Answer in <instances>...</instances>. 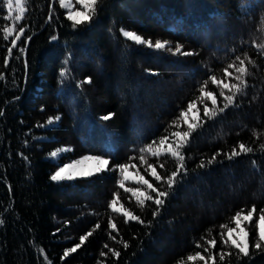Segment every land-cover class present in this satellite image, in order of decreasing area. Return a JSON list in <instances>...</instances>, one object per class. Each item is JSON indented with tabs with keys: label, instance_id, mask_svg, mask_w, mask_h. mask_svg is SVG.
I'll return each instance as SVG.
<instances>
[{
	"label": "trees",
	"instance_id": "1",
	"mask_svg": "<svg viewBox=\"0 0 264 264\" xmlns=\"http://www.w3.org/2000/svg\"><path fill=\"white\" fill-rule=\"evenodd\" d=\"M50 4L51 0H26V17L19 25L26 27L25 38L8 57L7 66L10 43L0 39L4 74L0 79V264H46L45 255L51 264H178L181 260L204 264L199 259L187 261V255L196 251L215 256L216 264H264V250L254 248L256 220L264 209V151L259 147L264 144V55L253 46V42L264 44V0H103L95 19L78 28L72 27L58 0L51 11ZM5 26L12 27L13 22L0 19V30ZM121 28L153 42L180 44L183 51L194 54L173 56L132 45L120 34ZM237 55H247L256 64L248 65L246 94L215 119L204 118L203 126L192 134L182 150L187 175L170 190L155 219L156 206L149 202L148 207L138 208L130 194L118 188L116 172L65 183L51 181L58 166L80 156L106 155L111 164L129 163V157H138L140 147L174 131H187L186 126L170 125L174 120L183 124L177 117L193 100L203 118L199 87L211 75L236 82L226 79L223 70ZM64 68L70 73L67 77L60 75ZM85 77L92 82L79 86ZM205 90L216 93L223 105L219 89L209 82ZM204 103L212 107L210 101ZM110 112L114 116L103 120ZM56 116L61 119L41 127ZM241 142L253 153L228 160L225 153L234 146L239 150ZM61 147L71 151L52 159L50 152ZM218 150L221 154L213 164L198 167ZM130 163L156 187L169 191L138 159ZM148 163L157 166L162 176L176 170L170 157H148ZM159 163L165 168L160 169ZM126 186L137 185L126 182ZM116 192L144 224H125L110 212L108 203ZM253 205L257 209L253 221L241 223L249 232L250 255L243 257L230 244L222 248L221 232L226 229L220 226L235 227V213L244 209L243 216ZM110 215L119 229L112 232L116 241L109 238ZM89 231L93 235L81 248L62 260L64 251ZM213 238L215 248L205 244V239ZM121 240L128 243L127 249ZM197 242L208 251L197 248ZM105 244L120 251V257L111 253L101 257V251H108ZM221 251L231 253L223 262Z\"/></svg>",
	"mask_w": 264,
	"mask_h": 264
},
{
	"label": "snow or ice",
	"instance_id": "2",
	"mask_svg": "<svg viewBox=\"0 0 264 264\" xmlns=\"http://www.w3.org/2000/svg\"><path fill=\"white\" fill-rule=\"evenodd\" d=\"M102 2L103 0H75V4L79 5L83 10H80V8L72 10V0H59V5L62 8L68 9L66 12L67 19L72 22L73 28H78L90 24L95 19L98 8ZM249 6L250 5H243L245 8ZM0 12L6 13V15L0 16V19L13 22L12 27L5 26L2 30H0V39L10 43V46H7L6 48L8 56H6L4 60V64L7 66L9 63L8 57H10L13 53V50L19 46L18 42L24 40L25 38L26 27H21L19 25L23 23L26 17V0H0ZM120 34L125 38L126 42H131V44L135 46H146L155 51H165L173 56L179 55L186 57L194 54L192 52L183 51L182 45L180 44H177L175 47H173L167 40L157 39L155 42H153L151 39H146L135 31L121 28ZM30 38L31 37H27V39ZM52 39L55 40L56 37H52ZM253 46L258 53L264 55V44H257L253 42ZM19 50L21 52L24 51L23 48H20ZM249 64L253 67L256 66L255 61L252 60L251 57L245 55L244 58H241V56L237 55L235 57V61L229 64L223 70L224 77L226 79L229 81L234 80L236 82H225V80L218 79L215 75H211L209 80L205 81L204 84L199 87L200 97L197 99H199L203 104V118L199 115V109L197 107L196 100H193L188 103L187 109H182L180 111L179 116L177 117V119L183 120V124H177L174 120L170 125V127L176 128L186 126L188 129L187 131H174L170 133V135H163L158 141L154 140L151 143L136 150L139 153L138 157H129L130 162L134 159H138L141 166L146 165L145 171L150 170L149 175L156 182L166 184L169 191L161 190L160 188L156 187L155 184L149 179H146L145 175L140 174L139 168L136 164L130 162L111 164L110 158L106 155L88 154L68 163H64L63 165L58 166L51 174V181L56 183H65L75 181L78 178H92L105 172H116L118 173V188L122 189L124 193L130 194L129 200L131 201L134 199L138 208L143 209L148 207L149 202L156 206L152 213L153 218L155 219L158 216L160 209L164 206L166 198L171 194L170 190L181 180L182 175H187V169L185 166L186 157L182 153V150L190 143L192 134L203 126V123L205 122L204 118L207 120L215 119L230 107H235L237 98L240 95L246 94V89L249 86L246 79V77L250 74L248 67ZM229 68L233 69V71H229ZM60 75L61 77H67L70 75V73L67 68H64L62 69ZM3 78L4 74L0 73V79ZM91 82V77H85L79 86H82L83 84H90ZM209 82L211 85H214L217 89H219V97L223 100L222 106H220L218 103V97L216 93L205 90ZM225 90H227L228 94H226ZM205 100L210 101L212 107H209L206 103H204ZM194 109L196 110L195 112ZM190 114H192L191 118ZM113 116L114 113L110 112L103 116L102 119L108 121ZM60 119V116L49 118L46 125H41V127L53 125ZM254 134L259 135L258 133ZM170 137L173 138L171 139V142ZM259 147L262 151H264V144H261ZM238 149L239 150H237V146H234L230 153H225L226 158L228 160H232L233 158L239 157L242 154L253 153L254 151L252 147L247 146L242 142L238 144ZM69 151H71L70 148L61 147L50 152L49 155L52 159H57L61 156V154ZM220 154L221 152L218 150L217 153L207 160V163H205L204 160H201L198 167L206 168L208 165L213 164ZM148 157H153L157 160H159L161 157H170L176 162V170L172 171L170 175L162 176L157 171V166L148 163ZM253 167L255 168V161H253ZM159 168L164 169L165 164L159 163ZM130 169H136V171H130ZM126 182H132L137 186L127 187ZM108 209L112 214L122 217L125 224L133 221L141 224L145 223V221L139 215H136L134 211L125 207L124 203L121 202L119 192L113 193V198L108 203ZM244 211V209H241L240 211H237L232 217L235 227H228L227 224H222L220 226L221 229H226V232H221L220 244L222 248L230 244L233 248L238 250L240 255L243 257H248L250 255L249 232L241 226V223L242 220L251 223L254 219V213L257 212V209L255 205H253L251 209L242 216ZM259 213V218L256 220L258 238L254 244V248L258 251H261L264 250V209H260ZM0 223H3V221H0ZM147 223L151 224L152 222L148 221ZM100 227L101 225L99 223L95 225L96 229H99ZM108 228L111 230L109 231V238L113 241H116L117 237L116 235H113L112 232H118L119 229L116 221L111 215L108 218ZM237 229H239V231H237ZM92 235L93 231H89L84 235H81L79 237V243H76L73 247L66 249L61 259L63 260L71 253H75ZM119 243H121L125 249L129 247L126 241L121 240ZM205 244L211 248H215L217 246V240L215 238L211 240L205 239ZM196 247L203 248V251L205 252L208 251V248L204 247L199 242L196 243ZM104 248L108 249V251H101V257H107L109 253H111V255L116 258H119L121 255L120 251L109 248L108 244H105ZM226 255L230 256L231 253H225L221 251L219 253V260L223 262ZM197 259L203 261L204 264H207L208 260H211L213 264H216L215 256L209 255L205 257L201 251H196L195 254L187 255V261L189 262H195ZM44 260L46 264H51V262L48 261L46 255L44 256ZM100 264H104V262L101 261ZM178 264H184V261L181 260L178 262Z\"/></svg>",
	"mask_w": 264,
	"mask_h": 264
},
{
	"label": "rangeland",
	"instance_id": "3",
	"mask_svg": "<svg viewBox=\"0 0 264 264\" xmlns=\"http://www.w3.org/2000/svg\"><path fill=\"white\" fill-rule=\"evenodd\" d=\"M58 2H59V0H58ZM72 10H76L77 8H80V10H83L79 5H77V4H75V0H72ZM65 9V8H64ZM66 10V12L68 11V9H65ZM88 155V154H87ZM81 157V156H80ZM79 158V157H78ZM78 158H76V159H78ZM73 160H75V159H73ZM72 161V160H71ZM68 162H70V161H68ZM68 162H65V163H68ZM63 165V164H62ZM61 166V165H60ZM237 231H239V229H237ZM161 259V258H160ZM160 259H156L155 261H157V262H159V260Z\"/></svg>",
	"mask_w": 264,
	"mask_h": 264
},
{
	"label": "water",
	"instance_id": "4",
	"mask_svg": "<svg viewBox=\"0 0 264 264\" xmlns=\"http://www.w3.org/2000/svg\"><path fill=\"white\" fill-rule=\"evenodd\" d=\"M53 3H54V0H51L50 11L52 10V5H53ZM49 16H50V14H49ZM48 20H49V17H48ZM48 20H47V21H48Z\"/></svg>",
	"mask_w": 264,
	"mask_h": 264
}]
</instances>
